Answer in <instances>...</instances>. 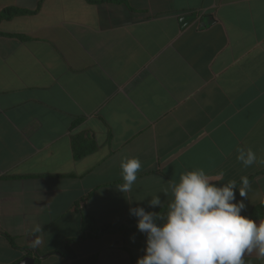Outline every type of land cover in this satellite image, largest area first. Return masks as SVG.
Returning a JSON list of instances; mask_svg holds the SVG:
<instances>
[{"label":"crops","instance_id":"0c3cea01","mask_svg":"<svg viewBox=\"0 0 264 264\" xmlns=\"http://www.w3.org/2000/svg\"><path fill=\"white\" fill-rule=\"evenodd\" d=\"M7 9L27 12L0 20V264H136L142 233L79 239L82 216L165 213L186 170L238 188L247 177L242 215L264 204V164L236 159L264 157V0H0ZM122 156L142 165L125 193Z\"/></svg>","mask_w":264,"mask_h":264},{"label":"clouds","instance_id":"9594fccd","mask_svg":"<svg viewBox=\"0 0 264 264\" xmlns=\"http://www.w3.org/2000/svg\"><path fill=\"white\" fill-rule=\"evenodd\" d=\"M237 161L244 167L264 164L251 148H237ZM121 193L130 192L141 170L137 157L122 156L120 161ZM224 173L215 178L204 169L186 170L177 182L170 184L171 199L165 213L129 208L136 217V227L145 236L143 255L136 264H245V256L256 253L264 257V221L242 215L246 205L236 200L247 198L250 181L241 177L222 182ZM151 207H162L158 195L148 201ZM34 233H42L41 226ZM42 243L40 238L33 247Z\"/></svg>","mask_w":264,"mask_h":264},{"label":"trees","instance_id":"16d2710c","mask_svg":"<svg viewBox=\"0 0 264 264\" xmlns=\"http://www.w3.org/2000/svg\"><path fill=\"white\" fill-rule=\"evenodd\" d=\"M25 10H4L0 13V20L9 19L15 15L26 13ZM186 18L182 20V25L185 24ZM162 213L161 211H158ZM245 216L251 217L253 220L260 219L264 217V204L260 203L255 205L248 211ZM138 231L136 227V220H127L120 223H109V224H97L94 219L89 215L82 216L81 222V234L79 239L98 237L104 233H118L121 235H126L130 232Z\"/></svg>","mask_w":264,"mask_h":264},{"label":"water","instance_id":"95a60500","mask_svg":"<svg viewBox=\"0 0 264 264\" xmlns=\"http://www.w3.org/2000/svg\"><path fill=\"white\" fill-rule=\"evenodd\" d=\"M25 264H31V262H33V261H31V259L30 260H28V259H24V261H23Z\"/></svg>","mask_w":264,"mask_h":264}]
</instances>
